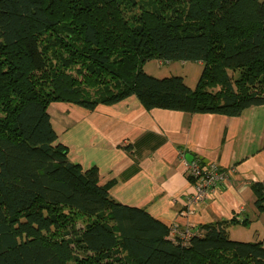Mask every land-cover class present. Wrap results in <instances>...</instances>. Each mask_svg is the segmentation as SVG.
Listing matches in <instances>:
<instances>
[{
    "label": "trees",
    "instance_id": "trees-1",
    "mask_svg": "<svg viewBox=\"0 0 264 264\" xmlns=\"http://www.w3.org/2000/svg\"><path fill=\"white\" fill-rule=\"evenodd\" d=\"M152 60L202 62L198 85L147 74ZM133 95L230 117L264 105V0H0V264H264L262 241L230 238L238 220L171 238L69 160L49 105Z\"/></svg>",
    "mask_w": 264,
    "mask_h": 264
},
{
    "label": "crops",
    "instance_id": "crops-1",
    "mask_svg": "<svg viewBox=\"0 0 264 264\" xmlns=\"http://www.w3.org/2000/svg\"><path fill=\"white\" fill-rule=\"evenodd\" d=\"M144 70L157 78L181 76L195 89L203 63L152 60ZM48 112L69 160L85 170L96 167L100 185L110 184V196L118 203L145 210L170 228L192 231L232 219L239 221L233 225L251 226L264 217L252 189L264 181V105L230 117L148 110L133 95L93 111L54 102ZM182 153L187 161L199 157L231 172L228 185L194 212L188 209L194 188Z\"/></svg>",
    "mask_w": 264,
    "mask_h": 264
},
{
    "label": "built area",
    "instance_id": "built-area-1",
    "mask_svg": "<svg viewBox=\"0 0 264 264\" xmlns=\"http://www.w3.org/2000/svg\"><path fill=\"white\" fill-rule=\"evenodd\" d=\"M182 159L186 164L187 177L192 181L193 193L189 197L188 209L194 212V207L205 203L216 191L225 188L229 183L230 171L224 170L214 162H203L199 157L187 161L185 154ZM192 230L181 229L178 225L171 228V238L179 236L186 241L192 234Z\"/></svg>",
    "mask_w": 264,
    "mask_h": 264
},
{
    "label": "rangeland",
    "instance_id": "rangeland-1",
    "mask_svg": "<svg viewBox=\"0 0 264 264\" xmlns=\"http://www.w3.org/2000/svg\"><path fill=\"white\" fill-rule=\"evenodd\" d=\"M78 226H81L82 222L78 220ZM264 217L260 221L254 223L251 226L248 225H233L229 230V236L233 240L237 241H262L264 243ZM80 224V225H79ZM72 264V263H70Z\"/></svg>",
    "mask_w": 264,
    "mask_h": 264
},
{
    "label": "water",
    "instance_id": "water-1",
    "mask_svg": "<svg viewBox=\"0 0 264 264\" xmlns=\"http://www.w3.org/2000/svg\"><path fill=\"white\" fill-rule=\"evenodd\" d=\"M192 159H193V157L190 158V160H192Z\"/></svg>",
    "mask_w": 264,
    "mask_h": 264
}]
</instances>
